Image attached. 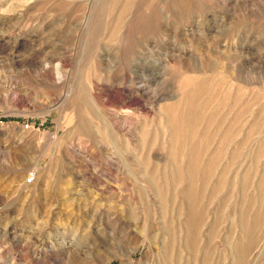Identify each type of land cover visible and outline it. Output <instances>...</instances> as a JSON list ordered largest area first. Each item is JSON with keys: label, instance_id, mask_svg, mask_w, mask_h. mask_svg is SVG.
I'll return each mask as SVG.
<instances>
[{"label": "rangeland", "instance_id": "1", "mask_svg": "<svg viewBox=\"0 0 264 264\" xmlns=\"http://www.w3.org/2000/svg\"><path fill=\"white\" fill-rule=\"evenodd\" d=\"M0 264H264V0H0Z\"/></svg>", "mask_w": 264, "mask_h": 264}, {"label": "built area", "instance_id": "2", "mask_svg": "<svg viewBox=\"0 0 264 264\" xmlns=\"http://www.w3.org/2000/svg\"><path fill=\"white\" fill-rule=\"evenodd\" d=\"M35 177H36V175H35V172L34 171L29 172L26 175V177L24 178V183L26 185L32 184L35 181Z\"/></svg>", "mask_w": 264, "mask_h": 264}]
</instances>
